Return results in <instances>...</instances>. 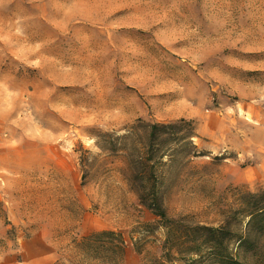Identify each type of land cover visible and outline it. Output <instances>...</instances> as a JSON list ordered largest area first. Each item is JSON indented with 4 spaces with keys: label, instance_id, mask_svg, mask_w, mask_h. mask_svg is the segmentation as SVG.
Listing matches in <instances>:
<instances>
[{
    "label": "rangeland",
    "instance_id": "rangeland-1",
    "mask_svg": "<svg viewBox=\"0 0 264 264\" xmlns=\"http://www.w3.org/2000/svg\"><path fill=\"white\" fill-rule=\"evenodd\" d=\"M180 119L202 155L160 165L163 209L219 225L264 187V0H0V264H103L77 247L100 230L119 264L161 259L166 229L100 142Z\"/></svg>",
    "mask_w": 264,
    "mask_h": 264
},
{
    "label": "trees",
    "instance_id": "trees-1",
    "mask_svg": "<svg viewBox=\"0 0 264 264\" xmlns=\"http://www.w3.org/2000/svg\"><path fill=\"white\" fill-rule=\"evenodd\" d=\"M147 128L144 135L134 133V128L128 136L121 137L122 143L121 140H106L100 142V147L124 152L126 165L122 174L129 188L139 203L158 217L166 229L161 259L150 264H173L170 261L173 251L182 258L188 257L191 262L264 264V187L253 192L240 191L233 206L216 226L187 224L182 219L168 218L159 192L160 165L174 161L178 155L186 156L183 150L188 144L193 147L187 152L190 157L201 156L202 153L196 152L190 140L193 131L190 121L151 123ZM103 136L112 137L110 134ZM126 138L131 142L127 143ZM164 158L167 160L163 161ZM77 247L82 261H100L103 264H119L125 249L121 234L110 230L91 232L81 238ZM194 255L198 258L193 259Z\"/></svg>",
    "mask_w": 264,
    "mask_h": 264
},
{
    "label": "crops",
    "instance_id": "crops-1",
    "mask_svg": "<svg viewBox=\"0 0 264 264\" xmlns=\"http://www.w3.org/2000/svg\"><path fill=\"white\" fill-rule=\"evenodd\" d=\"M261 168H262V167H261ZM261 171L263 172V169H261ZM30 260H31V259H30ZM37 260H38V261H35V262H34L35 264H37V262L39 263L40 261H41L40 264H42L43 262H45L44 259L42 258V256H40V255H39V257H38ZM32 264H33V263H32Z\"/></svg>",
    "mask_w": 264,
    "mask_h": 264
},
{
    "label": "bare ground",
    "instance_id": "bare-ground-1",
    "mask_svg": "<svg viewBox=\"0 0 264 264\" xmlns=\"http://www.w3.org/2000/svg\"><path fill=\"white\" fill-rule=\"evenodd\" d=\"M243 178H244V176H243Z\"/></svg>",
    "mask_w": 264,
    "mask_h": 264
}]
</instances>
